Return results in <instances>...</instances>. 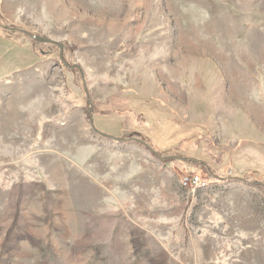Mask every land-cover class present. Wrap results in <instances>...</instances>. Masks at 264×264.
I'll list each match as a JSON object with an SVG mask.
<instances>
[{
	"label": "rangeland",
	"instance_id": "374dc122",
	"mask_svg": "<svg viewBox=\"0 0 264 264\" xmlns=\"http://www.w3.org/2000/svg\"><path fill=\"white\" fill-rule=\"evenodd\" d=\"M0 264H264V0H0Z\"/></svg>",
	"mask_w": 264,
	"mask_h": 264
},
{
	"label": "built area",
	"instance_id": "2783aa9c",
	"mask_svg": "<svg viewBox=\"0 0 264 264\" xmlns=\"http://www.w3.org/2000/svg\"><path fill=\"white\" fill-rule=\"evenodd\" d=\"M208 182V180L198 174H189L180 178V185L189 191L202 188L206 186Z\"/></svg>",
	"mask_w": 264,
	"mask_h": 264
},
{
	"label": "water",
	"instance_id": "95a60500",
	"mask_svg": "<svg viewBox=\"0 0 264 264\" xmlns=\"http://www.w3.org/2000/svg\"><path fill=\"white\" fill-rule=\"evenodd\" d=\"M33 38H35L36 40H40L41 42H45V43H52V44H56L58 46H61L60 43H58L57 41L55 40H52L50 38H46V37H43V36H34V35H31ZM102 133V132H100ZM118 139V138H116Z\"/></svg>",
	"mask_w": 264,
	"mask_h": 264
}]
</instances>
